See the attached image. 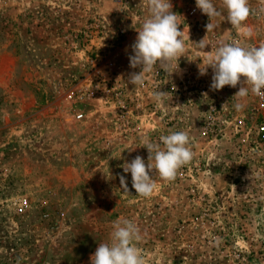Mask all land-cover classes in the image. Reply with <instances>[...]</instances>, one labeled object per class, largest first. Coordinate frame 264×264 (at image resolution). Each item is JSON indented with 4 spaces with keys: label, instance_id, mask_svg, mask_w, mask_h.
I'll list each match as a JSON object with an SVG mask.
<instances>
[{
    "label": "rangeland",
    "instance_id": "obj_1",
    "mask_svg": "<svg viewBox=\"0 0 264 264\" xmlns=\"http://www.w3.org/2000/svg\"><path fill=\"white\" fill-rule=\"evenodd\" d=\"M212 2L222 14L207 33L195 0H171L180 71L157 67L134 87L141 0H0V264H91L123 218L138 226L146 264H264V108L251 91L234 97L240 84L210 90L212 69L198 68L219 41L264 44V0H249L239 27ZM206 35L203 51L194 43ZM169 130L188 132L194 157L140 197L122 165L147 163L143 138Z\"/></svg>",
    "mask_w": 264,
    "mask_h": 264
},
{
    "label": "clouds",
    "instance_id": "obj_2",
    "mask_svg": "<svg viewBox=\"0 0 264 264\" xmlns=\"http://www.w3.org/2000/svg\"><path fill=\"white\" fill-rule=\"evenodd\" d=\"M142 2L146 5L148 15L137 30L138 35L131 45L128 57L130 68L140 69L139 72L133 71L128 75L127 83L134 87H143L146 75L157 67L169 77L178 73L179 59L186 51L184 29L181 31L179 28L181 23L177 14L172 11L171 0H141ZM195 3L202 14L209 17L207 33L215 30L217 25L210 21L221 16L222 12L212 0H195ZM222 4L232 27L241 26L254 12L249 6V0H222ZM258 13L264 14V7L259 8ZM194 44L203 51L206 46L211 45L207 35ZM208 53L198 68L201 76L206 75L209 68L212 69L210 90H221L225 86L236 88L240 84L234 97L245 98L249 91L264 97V44L255 46L219 41L214 50L211 45ZM167 95V92L157 89L152 93V98L158 105H162ZM204 95L207 96V93ZM234 106L238 111L244 107L242 103ZM143 147L148 151L147 163L137 155L122 167L124 173L131 174L132 188L138 196L144 198H149L155 190L154 177L174 180L178 170L194 157L189 134L184 130H169L158 141L145 137ZM119 179L123 190L129 192L126 177L121 175ZM141 240L140 230L132 220L123 218L114 221L110 242L99 243L90 257L91 264H146L145 257L137 246V242Z\"/></svg>",
    "mask_w": 264,
    "mask_h": 264
},
{
    "label": "built area",
    "instance_id": "obj_3",
    "mask_svg": "<svg viewBox=\"0 0 264 264\" xmlns=\"http://www.w3.org/2000/svg\"><path fill=\"white\" fill-rule=\"evenodd\" d=\"M193 12H195V9H193L192 13ZM96 33H98V32H96ZM143 87H144V85H143ZM171 90H174L173 86H171ZM117 92L119 95H122V89L121 88H118ZM257 99H258V103H259L260 107L264 108V97L257 96ZM79 117H82V115H79ZM258 133L260 134L261 138L264 139V124H261L258 126Z\"/></svg>",
    "mask_w": 264,
    "mask_h": 264
}]
</instances>
